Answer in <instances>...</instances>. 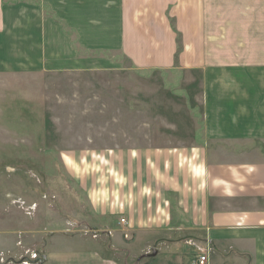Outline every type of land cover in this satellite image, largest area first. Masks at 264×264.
<instances>
[{
    "label": "rangeland",
    "instance_id": "1",
    "mask_svg": "<svg viewBox=\"0 0 264 264\" xmlns=\"http://www.w3.org/2000/svg\"><path fill=\"white\" fill-rule=\"evenodd\" d=\"M206 2L208 64L183 58L187 6L171 24L175 64L150 68L121 52L73 57L62 0H0V264L43 257L53 230L83 229L74 216L92 206L79 181L108 171L93 154L190 147L204 142L208 118L220 129L229 101L264 98V0Z\"/></svg>",
    "mask_w": 264,
    "mask_h": 264
},
{
    "label": "crops",
    "instance_id": "2",
    "mask_svg": "<svg viewBox=\"0 0 264 264\" xmlns=\"http://www.w3.org/2000/svg\"><path fill=\"white\" fill-rule=\"evenodd\" d=\"M206 1L62 0L78 42L73 57L107 50L140 67H172L171 24L189 6L183 58L199 68L213 50ZM74 35L67 34L71 45ZM257 41L264 43L261 32ZM228 103L220 129H211L208 118L199 144L93 154L108 171L100 182L79 181L92 212L74 216L84 226L78 233L53 230L38 264H193L201 254L209 264H264V98Z\"/></svg>",
    "mask_w": 264,
    "mask_h": 264
},
{
    "label": "built area",
    "instance_id": "3",
    "mask_svg": "<svg viewBox=\"0 0 264 264\" xmlns=\"http://www.w3.org/2000/svg\"><path fill=\"white\" fill-rule=\"evenodd\" d=\"M121 222L127 223V219L122 217ZM125 237L129 239L131 238L130 234L127 232L125 233ZM42 258L43 257L37 255L34 257H28L26 259L27 261L25 262V264H35L39 262ZM193 264H209L208 256L206 254H201Z\"/></svg>",
    "mask_w": 264,
    "mask_h": 264
},
{
    "label": "water",
    "instance_id": "4",
    "mask_svg": "<svg viewBox=\"0 0 264 264\" xmlns=\"http://www.w3.org/2000/svg\"><path fill=\"white\" fill-rule=\"evenodd\" d=\"M155 254V253H154ZM45 258V257H44ZM44 261V259L42 258L41 260H40V262H43Z\"/></svg>",
    "mask_w": 264,
    "mask_h": 264
}]
</instances>
